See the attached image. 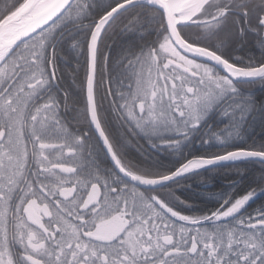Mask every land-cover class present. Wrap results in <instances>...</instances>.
I'll list each match as a JSON object with an SVG mask.
<instances>
[{"label": "snow or ice", "instance_id": "obj_1", "mask_svg": "<svg viewBox=\"0 0 264 264\" xmlns=\"http://www.w3.org/2000/svg\"><path fill=\"white\" fill-rule=\"evenodd\" d=\"M0 264H264V0H0Z\"/></svg>", "mask_w": 264, "mask_h": 264}, {"label": "trees", "instance_id": "obj_2", "mask_svg": "<svg viewBox=\"0 0 264 264\" xmlns=\"http://www.w3.org/2000/svg\"><path fill=\"white\" fill-rule=\"evenodd\" d=\"M206 206L207 207H212L213 206V203L212 202H209Z\"/></svg>", "mask_w": 264, "mask_h": 264}]
</instances>
